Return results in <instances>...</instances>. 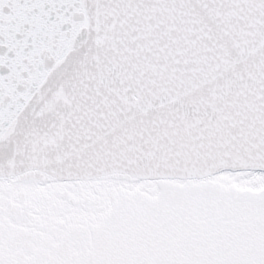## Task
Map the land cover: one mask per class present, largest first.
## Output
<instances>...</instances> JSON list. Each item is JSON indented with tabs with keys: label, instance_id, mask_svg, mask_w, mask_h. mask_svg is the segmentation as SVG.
<instances>
[{
	"label": "snow or ice",
	"instance_id": "6c2138e0",
	"mask_svg": "<svg viewBox=\"0 0 264 264\" xmlns=\"http://www.w3.org/2000/svg\"><path fill=\"white\" fill-rule=\"evenodd\" d=\"M0 264H264V0H0Z\"/></svg>",
	"mask_w": 264,
	"mask_h": 264
}]
</instances>
